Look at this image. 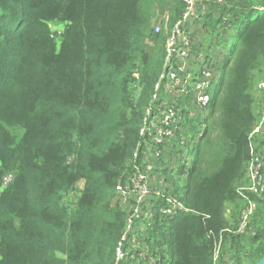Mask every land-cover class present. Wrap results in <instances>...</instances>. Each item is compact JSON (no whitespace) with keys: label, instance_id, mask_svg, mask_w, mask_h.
I'll list each match as a JSON object with an SVG mask.
<instances>
[{"label":"trees","instance_id":"obj_1","mask_svg":"<svg viewBox=\"0 0 264 264\" xmlns=\"http://www.w3.org/2000/svg\"><path fill=\"white\" fill-rule=\"evenodd\" d=\"M206 3L207 48L232 40L214 58L218 80L209 113L197 118L194 157L185 121L183 158L161 160L168 192L187 211L164 217V204L155 205L145 242L157 264H212L218 239L219 264H253L264 252V199H256L254 234L237 232L250 144L264 146L250 136L264 75V0ZM183 8V0H0V264H114L127 217L115 186L128 177Z\"/></svg>","mask_w":264,"mask_h":264},{"label":"built area","instance_id":"obj_2","mask_svg":"<svg viewBox=\"0 0 264 264\" xmlns=\"http://www.w3.org/2000/svg\"><path fill=\"white\" fill-rule=\"evenodd\" d=\"M222 1L215 0L218 3ZM183 2L182 13L166 38L162 71L142 117L128 177L115 186V200L127 217L115 248L114 264H157L145 242V232L155 216V205L158 202L164 204L158 209L164 217L180 210L187 211L168 192L171 185L161 172L164 168L161 160H171L169 153L176 149L177 143L185 144L182 130L184 114L191 119L200 114L204 116L201 110L212 99L215 89L211 90V86L214 82L217 84L219 65L213 56L208 59L202 55L206 48L203 41L206 30H203L202 23L211 10L207 0ZM154 30L160 31L159 22L154 25ZM256 90L258 117L250 136L264 138V75L258 80ZM193 105L197 107L194 111L189 108ZM255 144L252 142L249 150V183L239 192L245 199L237 227V232L242 234H254L250 222L256 199H264V146L257 147ZM179 156L183 158L181 154ZM220 249L221 241L218 239L215 241L212 264H219Z\"/></svg>","mask_w":264,"mask_h":264},{"label":"rangeland","instance_id":"obj_3","mask_svg":"<svg viewBox=\"0 0 264 264\" xmlns=\"http://www.w3.org/2000/svg\"><path fill=\"white\" fill-rule=\"evenodd\" d=\"M159 18H160V14H157V16H155V18L152 20L153 21L152 22V26H154L156 23L159 22ZM214 20H215V15L213 14L210 17L209 21L210 22H214ZM54 28H57V26H54ZM203 30H206V29H203ZM231 40H232V37H229V38H227V40L225 42H222L223 43L222 45L216 46L215 51H216V53L219 56H221V57L223 56V52H224V50H227L229 48ZM202 55L207 57L208 59H210L212 57L211 53L208 50H206V49L202 52ZM215 88H216V83L214 82V83H212L211 90H213ZM189 108L192 111H194V110H196L197 107H195L193 105V106H189ZM209 111H210L209 108H203L201 110V112L204 113L205 115H207L209 113ZM197 118L191 119L190 117L186 116V113L183 116V119L187 122V124H189L188 127L190 126V128H189V137L191 139L190 138H186L187 144H188L187 148L189 150L188 152H186V154H188L189 161H191L192 158L195 155V152H196V149H197V145L195 144V140H196L197 135L199 134V132L203 129V124H201L198 121ZM192 145H194L193 148H192ZM183 147H184L183 144L177 143L176 149L169 153V159L178 160L180 158L179 155L182 154L181 150H184ZM186 174H187L186 170H184L182 175L176 177L178 182H179V184H181V185L184 184ZM174 175H175V172H174ZM174 175L172 177H174ZM78 187H82V183L81 182L78 183ZM125 221H126V219H125ZM124 226H125V224H124ZM164 264H166V262H164Z\"/></svg>","mask_w":264,"mask_h":264},{"label":"crops","instance_id":"obj_4","mask_svg":"<svg viewBox=\"0 0 264 264\" xmlns=\"http://www.w3.org/2000/svg\"><path fill=\"white\" fill-rule=\"evenodd\" d=\"M208 35H209V33H208ZM208 35H203V39H204L203 41L205 42L204 44L206 45V48H205L206 50H209V48H207V45L211 43V42H210V39L207 37ZM205 49H204V50H205ZM204 50H203V51H204ZM203 51H202V52H203ZM209 52L212 53L211 55H212L214 58H215L216 56L219 57V58H221V56H219L216 52H214V51H212V50H209ZM213 52L215 53L214 55H213ZM166 166H169V165H166ZM170 167H171V166H170ZM170 167H169V168H170Z\"/></svg>","mask_w":264,"mask_h":264},{"label":"water","instance_id":"obj_5","mask_svg":"<svg viewBox=\"0 0 264 264\" xmlns=\"http://www.w3.org/2000/svg\"><path fill=\"white\" fill-rule=\"evenodd\" d=\"M253 264H264V252L260 256V258Z\"/></svg>","mask_w":264,"mask_h":264}]
</instances>
